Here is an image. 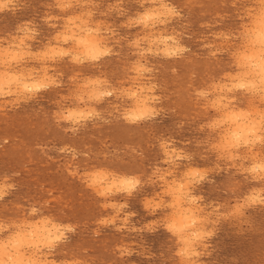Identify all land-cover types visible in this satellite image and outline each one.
<instances>
[{"label": "rangeland", "instance_id": "obj_1", "mask_svg": "<svg viewBox=\"0 0 264 264\" xmlns=\"http://www.w3.org/2000/svg\"><path fill=\"white\" fill-rule=\"evenodd\" d=\"M55 1L17 0V4L14 10H5L4 12L0 13V54L2 53L1 51H3V49H6V47H11V51H16V53L18 51L21 52L23 48L25 49H23V52L25 51L30 54L32 52V55H29V58L31 59H29L28 55H26L25 57H23V59L15 60L16 62L11 59V56L6 57L4 55L2 59L0 57V62L2 61L0 63V79L2 80L3 78V80L0 82V92L7 91L11 93L12 91V93L7 97L0 95V186H2L3 184H5V186L3 185V187H7L8 184H12L14 186L9 190L8 195L4 197L3 200H0V219L2 220H0V224H39L41 220L48 219L51 221V225L49 224L47 225V227H51L52 225H56L59 227L74 226L75 232L68 233V239L60 244L55 250H53V254L50 258L55 259L58 262H71L75 259L83 261L84 264H184L183 258L176 255L178 248V238L171 232L167 231L165 227V224L169 222L167 220V217L173 214V210L163 209L159 210L158 212L151 213V211H145L144 208V203L147 199L157 198V200L155 199L157 202H159L160 199H164L165 202L167 201L166 203L172 202V196H164V192L166 191V185L164 181H160L156 176L153 175L157 168H159L161 172L172 173L173 176H171L174 178H172L171 176H169L170 178L168 176L166 177L169 185L172 184L173 181L177 183L183 182L184 174L189 170V167L195 168L197 170H209V174L206 180L202 181L200 184H196L197 186L192 185V188L190 187L188 189L191 196L198 198L201 196L200 198H202L197 200V204L199 208L201 207L204 211L203 213L197 214L198 216L194 215V219H196V217L197 219H201L203 218V215L206 216L209 212H212L216 208L220 209V214L227 215V213L231 211V209L232 211H234L233 209H235V207L239 203L243 202L244 198L249 194V192L256 188L264 186V181H260L258 179L253 180L252 176L248 172L242 170L248 167L251 168L253 164V166L256 165V169L257 166L261 165V167L258 168L259 170L257 169V173L261 171L260 168L264 167V146L256 144L252 145V147L242 146L241 148L237 149L228 148V150L224 149L213 152V150L211 149V145L215 144L216 142H220L221 137L225 135V130L227 129L229 123L221 125V130L217 129L216 132H212L208 129H204V132L201 131L202 125L213 122L214 119H224L223 110L225 108L223 109V105L227 104L231 99L232 103L229 105L226 111H248L253 107H261L257 98L249 96L250 94L242 90L228 92L226 88L221 90L220 88L214 87L217 85L230 86L233 81L231 82V80H228V78L240 74V69L237 67L233 59V52L235 51L234 48H237L239 44V41L235 40L234 36H236V34L239 32L241 24L245 22L247 12L252 9L253 6H255V0H165V3H167L170 7L176 8V10L181 13V17L179 16L173 18L169 23L163 26L155 24L151 20L146 21L144 24H141V26L132 24L129 27L128 25H130L131 21H135V19L139 20L141 16L146 15V12H152V10L154 11V9L159 7V5H151V0H143V2L142 0H129L130 2L128 0H79L78 4H74V6H72L71 8L61 10V8H58ZM238 1H240L241 3ZM86 10L93 13L90 20L87 19L86 16H84L85 12L87 13ZM71 13L74 15H72ZM74 16L83 17L86 21H88L87 27H91L93 31L95 30V26L98 24L106 26L104 28H101V33H108L109 31H111L114 34L110 41V46L114 49L113 54L110 57L108 56L99 62H86L80 65L70 62V58L62 59L60 57H57L56 59V57H54V59H51L53 61L49 59L47 60L46 58L42 60H34L33 54L36 56L38 53L47 52L50 47H62L66 51L76 47L74 41L73 43L72 41L64 43L63 41H55L54 38V36L56 37L57 35H59L61 31H65L64 27L68 17L70 19H73L72 17ZM105 16L109 18L105 19ZM62 18L64 19V21L62 20ZM46 19H48V22ZM105 21L107 24L105 23ZM77 23L79 24V21ZM150 26L153 27L151 28ZM22 28L25 30L21 31ZM78 28H75V31L77 30L76 32H78L79 34H83L80 33V28ZM168 34L171 36H176L178 38L181 37V43L188 49H190V51L183 54L182 56L174 58H168L162 54L157 55L156 53L161 52V50L163 52L165 46L159 43H156L157 45L153 44V41L155 40V38V41L167 40L169 36ZM150 37L152 40L149 39ZM229 37H231V39H229ZM21 40L23 42H21L20 45H17V42ZM136 40H143V45L141 44L139 50L137 48L130 47V45ZM37 45L40 46V48H38ZM125 45L127 46L125 47ZM170 45L171 44H167L169 48L172 47ZM18 46L22 48H18ZM47 46L50 47L48 48ZM13 48H15L16 50H14ZM149 48L151 50H149ZM145 49H147V53L145 52ZM209 51L212 52L210 53ZM215 51L217 54L215 53ZM141 52L144 53L143 56H141ZM2 55L3 54H1L0 56ZM122 56H124V58ZM5 59H9V61H7L8 64L6 63ZM137 62L143 64L145 63L147 66L153 68V73L151 74L152 82L158 85L157 94L159 93L158 95L162 97V101L159 105H157V108L160 110V116H157L156 118L149 121L146 120L135 123L134 125L133 123H129L125 119H123L124 115L122 114H126L133 109V101H131L132 97L126 95L125 91H135L138 89L137 87L143 86V78L137 76L138 74L133 70ZM2 66L4 67V69ZM6 69H8L7 71H9V69L20 70L23 71V73L26 72L25 75L31 73L33 77L30 75V78L26 77L27 79L23 81L18 80L16 82L13 81L12 83H10L9 80L5 81V77L2 76L5 73ZM44 69H47V72H45ZM35 70L37 71V73ZM43 71L45 72L44 74ZM74 73H77V75H75ZM134 75H136V79L134 78ZM45 76H47V78ZM84 76L85 78H83ZM48 77L53 80H57V83H49V87L47 89H39L38 91L34 89L36 92L33 90L31 92L32 94L29 91H27L28 93H26L25 89H23V87L25 88V84L27 85L31 83L29 85L32 86V84L34 85V83L37 82L38 84L50 82ZM107 77H109V79H107ZM87 79H90L88 80L89 82L101 79L106 81V85L101 84L100 86L96 85L97 87H95L100 88L101 90L107 89V91H113L115 95L109 96L107 98L105 97L102 101L99 102L89 99L91 95L90 91L92 92L93 88H88L87 86L85 87V85H89ZM163 80H166V82H164ZM31 81L35 82L32 83ZM77 81L79 82L77 83ZM115 81L117 83H115ZM132 81L134 83H132ZM83 82L85 85L83 84ZM124 82L127 83L125 84ZM163 82L165 83L164 85ZM3 83L6 86L2 85L3 87L1 89V84ZM14 84H16V87ZM76 84L79 85L77 86ZM9 85L10 87H7ZM17 85L20 86V88ZM17 89L20 93L17 92ZM26 89L28 90V88ZM13 90H15L16 93ZM198 90H210L209 97L206 100L198 99L195 95L196 91ZM21 92H23L24 94ZM219 92L221 94H219ZM14 93L16 96H14ZM83 93L85 95H83ZM217 100H222L223 102L221 101V105L218 107H212L214 102H216ZM4 104L6 106H4ZM208 104H210V106ZM8 108H10V110ZM83 108L84 110H82ZM93 108L101 113V117L103 119L93 118L87 122H83L80 126H78V129L80 130L73 131L72 128L75 127L73 124H71L70 122L68 123L67 121L60 120L59 122V120H57L58 113L66 114V111L87 112V110ZM210 108L213 110H211ZM200 109L202 111H200ZM200 114L204 115L201 116ZM194 116H196V118ZM208 117L209 119H207ZM158 121H160L161 123ZM197 128L199 129L198 131L196 130ZM184 137L187 138L184 139ZM205 141H207L206 144ZM162 142H167L169 144V148L172 149H169V152L178 151L185 154L187 153V155L192 156V159L190 161H182L178 159L176 160V164L166 163L168 157L165 153ZM221 151H223L225 156L231 154L233 156H236L238 159H221ZM115 156L117 158H115ZM63 164L65 166H63ZM235 170L236 172H234ZM94 171L110 172L112 173V177L116 178L117 180L125 178H139L141 180V184L133 192L132 197H129L125 193H120L117 195H111L105 199L97 194V189L99 186L90 187L89 183H91V177L94 176L91 174H95ZM86 174L90 176L86 177ZM112 177H110V180L112 179ZM150 180L155 182L153 183ZM224 181L227 184H225ZM160 192L162 193L160 194ZM112 203H127L128 207L117 214L116 209L105 207V205H109ZM33 207L37 209L35 215H33L31 212ZM124 218H127V220L129 219L127 224H125ZM211 218L215 219V217ZM101 219H112L113 223L109 225L107 224L109 226L108 227L107 225L99 223ZM149 224L155 225V228L152 231L146 230V225ZM263 225L264 206L250 207L245 210L242 216H233V218L231 217L223 221L221 220L220 223L215 226V237L213 236L211 239L205 241L207 245H210L206 249H199L200 251H205L207 254L204 255L205 257H200L202 264H264ZM208 227L211 228L213 226L209 225ZM186 231H191V229H186ZM131 241L132 244H130ZM126 252H131L132 254L126 255ZM139 254L142 256H140Z\"/></svg>", "mask_w": 264, "mask_h": 264}, {"label": "clouds", "instance_id": "obj_2", "mask_svg": "<svg viewBox=\"0 0 264 264\" xmlns=\"http://www.w3.org/2000/svg\"><path fill=\"white\" fill-rule=\"evenodd\" d=\"M79 0H56L57 6L61 10L71 8ZM154 5H159L155 9V14L149 13L142 16L139 20L132 21V24L141 25L148 20H152L155 24L166 25L173 18L179 17L180 13L174 7H170L165 0H151ZM17 0H0V13L5 10L14 9ZM92 12L85 13V16L90 20ZM79 21V24L77 23ZM80 28V33H87L84 38L77 39L79 35L75 28ZM104 25H96L95 31L87 27V21L83 17H75L69 19L65 25V31L61 32L55 37L57 41L68 43L74 41L77 47L68 51L63 48H49L47 52H41L34 56V59H52L54 57L70 58L72 63L83 64L86 62H99L102 59L113 54V48L110 46V41L114 35L111 31L108 33H101V28ZM25 29H21L24 31ZM231 39V37H229ZM235 40L239 41L238 47L233 52V59L240 69V74L231 76L228 79L233 81L231 85L214 86L221 90L227 89L228 92L235 90H242L251 96L258 99L259 104L264 106V0H255V6L250 9L246 14L245 22L240 26L239 32L235 36ZM118 42V41H117ZM143 41L136 40L130 47L139 49ZM159 43L161 45L171 44V48H167L162 53L158 52L157 55H164L165 57H179L190 51L184 46L180 39L176 36L169 35L167 40L153 41V44ZM144 55L143 52L140 53ZM11 56L13 60L23 59L26 55H31L27 52L9 53L5 50V56ZM7 63V61H6ZM139 77L143 78V86L139 87L136 91L128 90L126 93L131 97L142 96L139 99L138 105L135 110L129 111L124 114L123 119L129 123H139L146 120H151L160 115V110L157 108L162 101V97L157 94L158 85L152 82L151 74L153 68L146 64L137 62L133 69ZM47 72V69H45ZM52 84L57 81L48 78ZM107 84L106 81H90L87 87H92L93 91L89 99L94 101H102L105 97L114 95L112 91L101 90L96 88V85ZM29 92L33 89H47L48 83L34 84L31 87L25 85ZM0 95L7 97L9 92H0ZM198 99H207L210 95L209 91L198 90L195 93ZM232 101L224 104V108H228ZM221 101L217 100L212 107H218ZM58 118L63 121L70 122L75 127L73 131L78 130L83 122H87L93 118H102L101 113L94 108L87 110V112L70 111L66 114L58 113ZM238 122V123H237ZM233 123L236 124V130L229 135L221 137L219 143L211 145L213 151L224 150L228 148L237 149L242 146H252L259 144L264 146V107L251 108L248 111H229L224 119H217L213 122L201 126V131L204 129L216 132L223 124ZM182 126V125H181ZM169 144L163 142V148L168 156L166 163L175 164L176 160L192 159V156L183 152L171 151L169 152ZM236 160V156L231 154L225 156L221 151V159ZM244 171L248 172L253 179L264 181V167L257 173L255 166L246 168ZM209 170H197L189 168L184 174L183 182L177 183L173 181L168 184L166 177L171 176V172H161L159 168L153 173L160 181H164L166 191L164 196H172V202L166 203L164 199L157 202L155 199H148L144 203L146 211L153 213L163 210L171 209L173 214L167 217L165 224L166 230L171 232L178 238L177 252L178 257L183 258L184 264H202L200 257L206 254L205 251H200V248L206 249L208 245L205 241L211 239L215 235V225L219 224L221 220L229 219L233 216H242L250 207L264 206V186L252 190L243 200L239 203L234 211H229L227 215L220 214V209L216 208L209 212L202 219H193L194 215L203 213V209L199 208L197 204L198 197L191 196L188 189L192 185L200 184L208 177ZM112 173L106 171H99L91 177L90 187L99 186L97 191L98 195L102 198H107L114 194L125 193L129 197L141 184L139 178L135 179H120L112 178ZM153 183L155 181H152ZM13 185L7 187L0 186V200H3ZM183 205V207H182ZM117 210V214L128 207L127 203L116 204L112 203L105 205ZM37 209L31 210L32 214H36ZM215 217V219H211ZM187 221L185 223L184 221ZM101 224H112V220H101ZM128 223L127 218L125 224ZM50 220H41L39 224H20V225H5L0 224V264H84L81 260H73L71 262L64 261L58 262L51 259L53 250L60 244L68 239L67 234L75 232L73 226L59 227L52 225ZM195 225V227H194ZM213 227L209 228L208 226ZM155 225H147V229L152 231ZM191 229V231H186ZM126 255H131V252H126Z\"/></svg>", "mask_w": 264, "mask_h": 264}, {"label": "bare ground", "instance_id": "obj_3", "mask_svg": "<svg viewBox=\"0 0 264 264\" xmlns=\"http://www.w3.org/2000/svg\"><path fill=\"white\" fill-rule=\"evenodd\" d=\"M20 1V0H19ZM55 1V0H54ZM86 1V0H85ZM90 1V0H89ZM95 1V0H94ZM129 1V0H128ZM141 1V0H140ZM145 1V0H144ZM243 1V0H242ZM26 2V1H25ZM56 2V1H55ZM83 2V1H82ZM81 2V3H82ZM130 2V1H129ZM136 2V1H135ZM134 2V3H135ZM139 2V1H138ZM142 2H143V0H142ZM238 2H240V1H238ZM254 2V1H253ZM92 3V2H91ZM104 3V2H103ZM102 3V4H103ZM124 3V2H123ZM234 3V2H233ZM241 3V2H240ZM42 4H44V3H42ZM48 4V3H47ZM52 4V3H51ZM78 4V3H77ZM109 4V3H108ZM115 4V3H114ZM127 4V3H126ZM147 4V3H146ZM255 4V3H254ZM76 5V4H75ZM80 5V4H79ZM89 5V4H88ZM151 5H152V3H151ZM150 5V6H151ZM232 5V4H231ZM246 5V4H245ZM20 6V5H19ZM27 6V5H26ZM30 6V5H29ZM50 6V5H49ZM74 6V5H73ZM81 6H82V4H81ZM96 6V5H95ZM102 6V5H101ZM120 6V5H119ZM252 6V5H251ZM109 7V6H108ZM121 7V6H120ZM157 7V6H156ZM254 7V6H253ZM59 8V7H58ZM81 8V7H80ZM84 8H86V7H84ZM91 8V7H90ZM98 8V7H97ZM96 8V9H97ZM112 8V7H111ZM252 8V7H251ZM22 9V8H21ZM60 9V8H59ZM58 9V10H59ZM94 9V8H93ZM100 9V8H99ZM110 9V8H109ZM116 9V8H115ZM121 9V8H120ZM147 9V8H146ZM249 9V8H248ZM247 9V10H248ZM14 10V9H13ZM90 10V9H89ZM112 10V9H111ZM48 11V10H47ZM87 11V10H86ZM108 11V10H107ZM118 11V10H117ZM127 11V10H126ZM88 12V11H87ZM106 12V11H105ZM130 12V11H129ZM136 12H138V11H136ZM16 13V12H15ZM48 13V12H47ZM52 13V12H51ZM75 13V12H74ZM86 13V12H85ZM100 13V12H99ZM107 13V12H106ZM110 13V12H109ZM113 13V12H112ZM149 13H153V14H155V9H154V11L152 10V12H146L145 14L146 15H148ZM180 13V12H179ZM49 14V13H48ZM69 14V13H68ZM72 14V13H71ZM80 14V13H79ZM79 14H77V15H79ZM97 14V13H96ZM114 14V13H113ZM117 14V13H116ZM120 14V13H119ZM181 14V13H180ZM202 14H204V13H202ZM246 14V13H245ZM36 15V14H35ZM67 15V14H66ZM72 15H74V14H72ZM104 15V14H103ZM126 15V14H125ZM128 15V14H127ZM141 15V14H140ZM146 15H144V16H146ZM48 16V15H47ZM85 16V15H84ZM111 16V15H110ZM139 16V15H138ZM137 16V17H138ZM51 17V16H50ZM75 17V16H74ZM74 17H72V18H74ZM98 17V16H97ZM104 17V16H103ZM106 17V16H105ZM142 17V16H141ZM181 17V16H180ZM183 17V16H182ZM219 17H221V16H219ZM245 17V16H244ZM107 18H109V17H106L105 19H107ZM136 18V17H135ZM49 19V18H48ZM48 19H46L47 20V22H48ZM70 18L68 17V19H67V21L69 20ZM88 19V18H87ZM115 19V18H114ZM126 19H128V18H126ZM130 19V18H129ZM224 19V18H223ZM61 20V19H60ZM62 20L64 21V19L62 18ZM136 20V19H135ZM242 20V19H241ZM244 20V19H243ZM96 21V20H95ZM148 21H151V20H148ZM66 22V21H65ZM88 22V21H87ZM91 22V21H90ZM98 22V21H97ZM100 22V21H99ZM111 22V21H110ZM109 22V23H110ZM129 22V21H128ZM132 22V21H131ZM217 22V21H216ZM50 23V22H49ZM102 23V22H101ZM105 23H106V21H105ZM120 23H122V22H120ZM148 23V22H147ZM56 24V23H55ZM57 24H58V22H57ZM90 24V23H89ZM93 24V23H92ZM107 24V23H106ZM116 24V23H115ZM128 24V23H127ZM131 24V23H130ZM150 24V23H149ZM153 24V23H152ZM207 24H209V23H207ZM219 24V23H218ZM27 25H28V23H27ZM32 25V24H31ZM66 25V24H65ZM146 25V24H145ZM185 25V24H184ZM188 25V24H187ZM38 26V25H37ZM52 26V25H51ZM94 26V25H93ZM141 26V25H140ZM147 26V25H146ZM155 26V25H154ZM163 26V25H162ZM203 26H204V24H203ZM49 27V26H48ZM54 27V26H53ZM58 27V26H57ZM128 27H129V25H128ZM148 27V26H147ZM151 27V26H150ZM153 27V26H152ZM151 27V28H152ZM165 27V26H164ZM20 28V27H19ZM26 28V27H25ZM51 28V27H50ZM65 28V27H64ZM76 28H78V27H76ZM91 28V27H90ZM104 28V27H103ZM121 28V27H120ZM126 28V27H125ZM27 29V28H26ZM79 29V28H78ZM92 29V28H91ZM95 29V28H94ZM113 29V28H112ZM167 29V28H166ZM30 30V29H29ZM28 30V31H29ZM62 30V29H61ZM118 30V29H117ZM130 30V29H129ZM159 30H161V29H159ZM159 30H157V31H159ZM19 31V30H18ZM77 31V30H76ZM79 31V30H78ZM95 31V30H94ZM105 31V30H104ZM30 32V31H29ZM54 32V31H53ZM60 32V31H59ZM61 32H63V31H61ZM119 32V31H118ZM140 32V31H139ZM143 32V31H142ZM141 32V33H142ZM150 32V31H149ZM148 32V33H149ZM174 32V31H173ZM172 32V33H173ZM221 32V31H220ZM238 32V31H237ZM17 33V32H16ZM50 33V32H49ZM138 33V32H137ZM147 33V32H146ZM155 33H157V32H155ZM214 33V32H213ZM228 33H230V32H228ZM18 34V33H17ZM24 34V33H23ZM29 34V33H28ZM32 34V33H31ZM57 34V33H56ZM140 34V33H139ZM150 34V33H149ZM148 34V35H149ZM174 34V33H173ZM178 34V33H177ZM215 34V33H214ZM220 34V33H219ZM121 35V34H120ZM135 35V34H134ZM151 35V34H150ZM149 35V36H150ZM160 35V34H159ZM169 35V34H168ZM176 35V34H175ZM235 35V34H234ZM87 36V33L85 32V33H83V34H79L78 36H77V39H80V38H84V37H86ZM145 36V35H144ZM189 36V35H188ZM202 36V35H201ZM207 36V35H206ZM225 36V35H224ZM19 37V36H18ZM30 37H31V35H30ZM116 37V36H115ZM140 37V36H139ZM148 37V36H147ZM160 37V36H159ZM162 37V36H161ZM166 37V36H165ZM192 37V36H191ZM215 37V36H214ZM27 38V37H26ZM33 38V37H32ZM54 38H55V36H54ZM126 38V37H125ZM142 38H144V37H142ZM181 38V37H180ZM179 38V39H180ZM220 38H222V37H220ZM224 38V37H223ZM228 38V37H227ZM234 38H235V36H234ZM30 39V38H29ZM129 39V38H128ZM136 39V38H135ZM148 39V38H147ZM149 39H151V37L149 38ZM160 39V38H159ZM162 39V38H161ZM166 39V38H165ZM226 39V38H225ZM5 40V39H4ZM9 40V39H8ZM11 40V39H10ZM14 40V39H13ZM28 40V39H27ZM26 40V41H27ZM118 40V39H117ZM121 40V39H120ZM130 40V39H129ZM152 40V39H151ZM155 40H156V38H155ZM154 40V41H155ZM224 40V39H223ZM234 40V39H233ZM55 41H57V40H55ZM128 41V40H127ZM131 41V40H130ZM143 41V40H142ZM159 41V40H158ZM203 41V40H202ZM213 41V40H212ZM230 41V40H229ZM17 42V41H16ZM15 42V43H16ZM21 42H23L22 40L21 41H19V42H17V45H20L21 44ZM33 42V41H32ZM53 42V41H52ZM61 42V41H60ZM71 42V41H70ZM114 42V41H113ZM112 42V43H113ZM221 42V41H220ZM232 42V41H231ZM5 43V42H4ZM6 43H7V41H6ZM41 43V42H40ZM55 43V42H54ZM63 43V42H62ZM72 43H73V41H72ZM236 43V42H235ZM48 44V43H47ZM58 44V43H57ZM118 44V43H117ZM146 44V43H145ZM148 44H149V42H148ZM150 44H152V43H150ZM222 44V43H221ZM237 44H238V42H237ZM8 45V44H7ZM11 45V44H10ZM16 45V44H15ZM23 45H24V43H23ZM29 45V44H28ZM31 45V44H30ZM44 45V44H43ZM46 45V44H45ZM76 45V44H75ZM143 45V44H142ZM157 45V44H156ZM205 45V44H204ZM223 45V44H222ZM226 45V44H225ZM13 46V45H12ZM38 46V45H37ZM74 46V45H73ZM118 46V45H117ZM116 46V47H117ZM127 45H125V47H126ZM160 46V45H159ZM165 46V49L164 50H166L167 48H169L167 45H164ZM170 46H172V45H170ZM206 46V45H205ZM212 46V45H211ZM6 47V46H5ZM32 47V46H31ZM48 48L50 47V46H47ZM53 47H54V45H53ZM56 48H58L57 46H55ZM54 47V48H55ZM77 47V46H76ZM151 47H153V46H151ZM163 47V46H162ZM216 47H218V46H216ZM237 47V46H236ZM11 47H6V49H3V51H1L2 53L1 54H3L2 56H0L1 57V59H2V57L5 55V50L7 51V52H9V53H16V51L15 52H13V51H11V49H10ZM18 48H22V47H20V46H18ZM29 48V47H28ZM38 48H40V46H38ZM62 48V47H61ZM71 48V47H70ZM146 48V47H145ZM155 48H156V46H155ZM164 48V47H163ZM202 48V47H201ZM214 48V47H213ZM218 48H220V47H218ZM231 48H233V47H231ZM14 50H16L15 48H13ZM24 49V48H23ZM23 49H22V51H23ZM45 49V48H44ZM132 49V48H131ZM211 49V48H210ZM215 49V48H214ZM222 49V48H221ZM228 49V48H227ZM234 49H236V48H234ZM2 50V49H1ZM25 50V49H24ZM29 50V49H28ZM31 50V49H30ZM114 50V49H113ZM116 50V49H115ZM137 50V49H136ZM139 50V49H138ZM146 50L147 49H145V52H146ZM149 50H151L150 48H149ZM159 50V49H158ZM163 50V51H164ZM17 51H18V49H17ZM68 51V50H67ZM119 51V50H118ZM218 51V50H217ZM221 51V50H220ZM19 52V51H18ZM17 52V53H18ZM25 52V51H24ZM30 52V51H29ZM138 52V51H137ZM144 52V51H143ZM161 52H162V50H161ZM210 52V51H209ZM212 52V51H211ZM210 52V53H211ZM147 53V52H146ZM148 53H150V52H148ZM192 53V52H191ZM194 53V52H193ZM215 53H216V51H215ZM0 54V55H1ZM39 54V53H38ZM124 54V53H123ZM137 54V53H136ZM152 54V53H151ZM202 54V53H201ZM217 54V53H216ZM222 54V53H221ZM220 54V55H221ZM224 54V53H223ZM31 55H32V52H31ZM115 55V54H114ZM33 56H35L34 54H33ZM136 56V55H135ZM140 56V55H139ZM154 56V55H153ZM214 56V55H213ZM7 57V56H6ZM8 57H10V55L8 56ZM25 57V56H24ZM110 57V56H109ZM123 58H124V56H122ZM128 57V56H127ZM130 57V56H129ZM141 57V56H140ZM163 57V56H162ZM28 58H29V55H28ZM150 58V57H149ZM158 58V57H157ZM160 58V57H159ZM164 58V57H163ZM172 58H174V57H172ZM204 58V57H203ZM216 58V57H215ZM217 58H218V56H217ZM223 58V57H222ZM0 59V60H1ZM29 59H31V58H29ZM47 59V58H46ZM54 59V58H53ZM56 59H57V57H56ZM63 59V58H62ZM136 59H138V58H136ZM143 59H145V58H143ZM154 59V58H153ZM165 59V58H164ZM35 60V59H34ZM42 60V59H41ZM48 60V59H47ZM49 60H51V59H49ZM148 60V59H147ZM5 61H9V59L8 60H6L5 59ZM14 62H16L15 60H13ZM12 61V62H13ZM40 61V60H39ZM38 61V62H39ZM51 61H53V60H51ZM66 61V60H65ZM68 61H69V59H68ZM144 61V60H143ZM190 61V60H189ZM2 62V61H1ZM0 62V63H1ZM23 62V61H22ZM71 62V61H70ZM111 62V61H110ZM133 62V61H132ZM135 62V61H134ZM154 62V61H153ZM209 62V61H208ZM57 63V62H56ZM88 63V62H87ZM129 63V62H128ZM193 63V62H192ZM4 64V63H3ZM8 64V63H7ZM10 64H11V62H10ZM19 64V63H18ZM17 64V65H18ZM25 64H26V62H25ZM131 64V63H130ZM145 64V63H144ZM155 64V63H154ZM218 64V63H217ZM230 64V63H229ZM1 65V64H0ZM80 65V64H79ZM97 65H99V64H97ZM15 66V65H14ZM21 66H24V65H21ZM32 66V65H31ZM45 66V65H44ZM101 66V65H100ZM116 66V65H115ZM3 67V66H2ZM1 67V68H2ZM11 67V66H10ZM9 67V68H10ZM13 67V66H12ZM16 67V66H15ZM19 67V66H18ZM17 67V68H18ZM135 67V66H134ZM159 67V66H158ZM233 67V66H232ZM16 68V69H17ZM28 68V67H27ZM42 68V67H41ZM81 68V67H80ZM118 68V67H117ZM176 68V67H175ZM3 69H4V67H3ZM14 69V68H13ZM39 69V68H38ZM83 69V68H82ZM90 69V68H89ZM92 69V68H91ZM94 69V68H93ZM100 69V68H99ZM124 69V68H123ZM221 69V68H220ZM8 69H6L5 70V73L2 75L3 77H5V81H7V80H9L10 81V83H12L13 81H23V80H25V79H27L26 77H29L30 75H31V73H29V74H27V75H25V73H23V71H20V70H11V69H9V71H7ZM45 70V69H44ZM97 70V69H96ZM132 70V69H131ZM7 71V72H6ZM36 71V70H35ZM34 71V72H35ZM40 71H42V70H40ZM61 71V70H60ZM102 71V70H101ZM1 72V71H0ZM4 72V71H3ZM94 72V71H93ZM105 72H106V70H105ZM118 72V71H117ZM135 72V71H134ZM173 72V71H172ZM240 72V71H239ZM28 73V72H27ZM36 73H37V71H36ZM45 72L43 71V74H44ZM112 73V72H111ZM136 73V72H135ZM134 73V74H135ZM211 73V72H210ZM231 73V72H230ZM235 73V72H234ZM75 74V73H74ZM80 74V73H79ZM192 74V73H191ZM232 74V73H231ZM38 75V74H37ZM42 75V74H41ZM48 75H49V73H48ZM57 75V74H56ZM75 75H77V73L75 74ZM74 75V76H75ZM92 75V74H91ZM102 75V74H101ZM104 75V74H103ZM106 75V74H105ZM109 75V74H108ZM129 75V74H128ZM234 75V74H233ZM0 76H1V74H0ZM32 76V75H31ZM30 76V77H31ZM40 76V75H39ZM73 76V77H74ZM93 76H95V75H93ZM97 76V75H96ZM135 77V79H136V75H134ZM138 76V75H137ZM214 76V75H213ZM220 76V75H219ZM236 76V75H235ZM29 77V78H30ZM33 77V76H32ZM42 77V76H41ZM46 78H47V76H45ZM51 77H52V75H51ZM55 77V76H54ZM62 77V76H61ZM98 77H99V75H98ZM101 77V76H100ZM113 77V76H112ZM133 77V76H132ZM178 77V76H177ZM195 77V76H194ZM49 78V77H48ZM64 78V77H63ZM79 78V77H78ZM81 78V77H80ZM83 78H85V76L83 77ZM88 78V77H87ZM111 78V77H110ZM120 78V77H119ZM201 78V77H200ZM207 78V77H206ZM40 79V78H39ZM56 79V78H55ZM98 79V78H97ZM107 79H109V77H107ZM130 79V78H129ZM133 79V78H132ZM159 79V78H158ZM191 79V78H190ZM222 79V78H221ZM2 80H3V78H2ZM1 79H0V82L2 81ZM12 80V81H11ZM88 80H90V79H87V81ZM156 80V79H155ZM217 80V79H216ZM229 80V79H228ZM8 81V82H9ZM38 81H41V80H38ZM57 81V80H56ZM69 81V80H68ZM72 81V80H71ZM100 81H104V80H100ZM117 81V80H116ZM115 81V83H117ZM157 81V80H156ZM164 81V80H163ZM205 81V80H204ZM223 81V80H222ZM4 82V81H3ZM25 82V81H24ZM28 82V81H27ZM32 82V81H31ZM35 82V81H34ZM34 82H32V83H34ZM44 82V81H43ZM79 81H77V83H78ZM85 82V81H84ZM84 82H83V84H84ZM89 82V81H88ZM142 82V81H141ZM164 82H166V80L164 81ZM163 82V85L165 84ZM208 82V81H207ZM232 82V81H231ZM5 83H7V82H5ZM18 83H23V82H18ZM18 83H16V84H18ZM26 83V82H25ZM48 84L49 83H51V82H47ZM63 83V82H62ZM65 83V82H64ZM68 83V82H67ZM125 83V82H124ZM127 83V82H126ZM125 83V84H126ZM132 83H134L133 81H132ZM137 83V82H136ZM158 83V82H157ZM16 84H14L15 85V87H16ZM29 84H31V83H29ZM29 84H27L28 86H30ZM34 84H37L38 85V82L37 83H34ZM40 84V83H39ZM60 84V83H59ZM58 84V85H59ZM120 84V83H119ZM131 84V83H130ZM222 84H223V82H222ZM221 84V85H222ZM5 85L4 83L3 84H1V89H2V87ZM23 85V84H22ZM26 85V84H25ZM24 85V86H25ZM33 85V84H32ZM52 85V84H51ZM70 85H71V83H70ZM69 85V86H70ZM77 85V84H76ZM79 85V84H78ZM77 85V86H78ZM85 85V84H84ZM88 85V84H87ZM87 85H85V87L87 86ZM106 85V84H105ZM129 85V84H128ZM174 85V84H173ZM205 85V84H204ZM6 86V85H5ZM18 86V85H17ZM60 86V85H59ZM97 86H100V85H97ZM96 86V87H97ZM114 86V85H113ZM116 86V85H115ZM166 86H168V85H166ZM200 86V85H199ZM7 87H10V85L9 86H7ZM6 87V88H7ZM14 87V86H13ZM19 88H20V86H18ZM31 87V86H30ZM71 87V86H70ZM81 87V86H80ZM84 87V88H85ZM124 87V86H123ZM163 87V86H162ZM5 88V87H4ZM27 87H23V89H25V91H26V93H28L27 91V89H26ZM56 88V87H55ZM77 88V87H76ZM89 88V87H88ZM111 88V87H110ZM128 88H130V87H128ZM137 88H139V87H137ZM202 88V87H201ZM9 89V88H8ZM63 89V88H62ZM86 89V88H85ZM103 89V88H102ZM166 89V88H165ZM182 89H184V88H182ZM194 89V88H193ZM205 89V88H204ZM212 89V88H211ZM7 90V89H6ZM16 90V89H15ZM15 90H13V91H15ZM34 90V89H33ZM37 90V89H36ZM68 90V89H67ZM77 90V89H76ZM80 90V89H79ZM88 90V89H87ZM91 90V89H90ZM104 90V89H103ZM107 90V89H106ZM112 90V89H111ZM163 90V89H162ZM3 91V90H2ZM20 91H24V90H20ZM35 91V90H34ZM38 91V90H37ZM44 91V90H43ZM69 91V90H68ZM75 91V90H74ZM93 91V90H92ZM136 91V90H135ZM165 91V90H164ZM170 91V90H169ZM179 91V90H178ZM210 91V90H209ZM215 91H216V89H215ZM17 92H18V89H17ZM36 92V91H35ZM85 92V91H84ZM113 92V91H112ZM161 92V91H160ZM11 93H12V91H11ZM10 93V94H11ZM15 93H16V91H15ZM15 93H14V96H16L15 95ZM18 93H20V92H18ZM17 93V94H18ZM21 93H23V92H21ZM31 93V92H30ZM90 93H91V91H90ZM120 93V92H119ZM123 93V92H122ZM121 93V94H122ZM125 93H127L126 91H125ZM168 93V92H167ZM226 93V92H225ZM24 94V93H23ZM32 94V93H31ZM74 94V93H73ZM76 94V93H75ZM89 94V93H88ZM159 94V93H158ZM219 94H221L220 92H219ZM240 94H241V92H240ZM27 95V94H26ZM71 95V94H70ZM83 95H85L84 93H83ZM87 95V94H86ZM115 95V94H114ZM118 95V94H117ZM123 95V94H122ZM127 95V94H126ZM169 95V94H168ZM179 95V94H178ZM19 96V95H18ZM17 96V97H18ZM41 96V95H40ZM68 96V95H67ZM129 96V95H128ZM170 96V95H169ZM249 96H251V95H249ZM29 97H30V95H29ZM34 97V96H33ZM77 97H78V95H77ZM82 97V96H81ZM81 97H79V98H81ZM192 97H193V95H192ZM191 97V98H192ZM213 97V96H212ZM219 97V96H218ZM28 98V97H27ZM37 98V97H36ZM62 98V97H61ZM107 98V97H106ZM113 98V97H112ZM126 98V97H125ZM129 98V97H128ZM131 98V97H130ZM143 97L142 96H138V97H132V99H131V101H133V109L132 108H130V109H132V110H135V108L137 107V105H138V101H139V99H142ZM167 98V97H166ZM216 98V97H215ZM223 98V97H222ZM239 98V97H238ZM243 98V97H242ZM20 99V98H19ZM24 99H25V97H24ZM67 99V98H66ZM88 99V98H87ZM218 99V98H217ZM220 99V98H219ZM224 99V98H223ZM222 99V100H223ZM231 99V98H230ZM38 100V99H37ZM75 100V99H74ZM120 100V99H119ZM168 100H169V98H168ZM193 100V99H192ZM196 100V99H195ZM209 100V99H208ZM216 100V99H215ZM221 100V101H222ZM226 100V99H225ZM229 100V99H228ZM232 100V99H231ZM230 100V101H231ZM248 100V99H247ZM5 101V100H4ZM20 101V100H19ZM45 101V100H44ZM57 101H59V100H57ZM65 101V100H64ZM83 101V100H82ZM90 101V100H89ZM92 101V100H91ZM107 101V100H106ZM106 101H105V104H106ZM117 101V100H116ZM227 101V100H226ZM256 101V100H255ZM26 102V101H25ZM62 102V101H61ZM79 102H81V101H79ZM223 102V101H222ZM11 103V102H10ZM27 103H29V102H27ZM75 103V102H74ZM215 103V102H214ZM225 103V102H224ZM235 103V102H234ZM248 103V102H247ZM12 104V103H11ZM17 104H18V102H17ZM88 104V103H87ZM102 104V103H101ZM110 104H112V103H110ZM116 104V103H115ZM126 104V103H125ZM197 104V103H196ZM201 104V103H200ZM203 104H204V102H203ZM213 104V103H212ZM249 104V103H248ZM1 105V104H0ZM20 105V104H19ZM59 105H60V103H59ZM63 105V104H62ZM71 105V104H70ZM127 105V104H126ZM169 105H170V103H169ZM199 105V104H198ZM209 106H210V104H208ZM223 105V104H222ZM247 105V104H246ZM4 106H6L5 104H4ZM13 106V105H12ZM55 106V105H54ZM67 106V105H66ZM74 106V105H73ZM85 106V105H84ZM89 106V105H88ZM92 106H94V105H92ZM115 106V105H114ZM192 106V105H191ZM203 106V105H202ZM242 106V105H241ZM248 106V105H247ZM1 107H3V106H1ZM42 107V106H41ZM131 107V106H130ZM196 107V106H195ZM252 107V106H251ZM262 107V106H261ZM61 108V107H60ZM65 108V107H64ZM75 108V107H74ZM88 108V107H87ZM160 108V107H159ZM171 108V107H170ZM174 108V107H173ZM198 108H199V106H198ZM248 108V107H247ZM254 108V107H253ZM9 110H10V108H8ZM62 109V108H61ZM69 109V108H68ZM107 109V108H106ZM120 109V108H119ZM128 109H129V107H128ZM211 109V108H210ZM223 109H224V107H223ZM239 109V108H238ZM249 109H250V106H249ZM2 110V109H1ZM76 110V109H75ZM82 110H84V108L82 109ZM99 110V109H98ZM131 110V111H132ZM171 110V109H170ZM169 110V111H170ZM196 110V109H195ZM211 110H213V109H211ZM210 110V111H211ZM216 110V109H215ZM227 110V108H225L224 110H223V112H224V118H225V116L228 114V112L229 111H238V110H229V111H226ZM246 110V109H245ZM5 111V110H4ZM60 111V110H59ZM64 111V110H63ZM70 111V110H69ZM102 111V110H101ZM104 111V110H103ZM172 111V110H171ZM200 111H202L201 109H200ZM206 111V110H205ZM244 111V110H243ZM39 112H41V111H39ZM58 112V111H57ZM62 112V111H61ZM66 112H68V111H66ZM79 112V111H78ZM80 112H82V111H80ZM84 112V111H83ZM114 112V111H113ZM116 112V111H115ZM120 112V111H119ZM122 112V111H121ZM125 112V111H124ZM167 112V111H166ZM197 112V111H196ZM198 112H199V110H198ZM219 112V111H218ZM222 112V111H221ZM106 113V112H105ZM194 113V112H193ZM207 113V112H206ZM6 114V113H5ZM4 114V115H5ZM57 114V113H56ZM115 114H117V113H115ZM121 114V113H120ZM164 114V113H163ZM192 114V113H191ZM209 114V113H208ZM220 114V113H219ZM104 115V114H103ZM109 115V114H108ZM122 115H124V114H122ZM195 115H196V113H195ZM201 115V114H200ZM204 115V114H203ZM203 115H201V116H203ZM212 115V114H211ZM216 115V114H215ZM48 116V115H47ZM102 116V115H101ZM105 116V115H104ZM160 116V115H159ZM182 116V115H181ZM184 116V115H183ZM221 116V115H220ZM110 117V116H109ZM119 117V116H118ZM195 118H196V116H194ZM111 118V117H110ZM206 118V117H205ZM101 119H103V118H101ZM100 119V120H101ZM184 119V118H183ZM207 119H209V117L207 118ZM57 120H59V122H60V119H58L57 118ZM91 120V119H90ZM110 120H112V119H110ZM116 120V119H115ZM118 120V119H117ZM121 120V119H120ZM185 120V119H184ZM189 120V119H188ZM195 120H197V119H195ZM201 120H203V119H201ZM206 120V119H205ZM204 120V121H205ZM215 120V119H214ZM63 121V120H62ZM149 121V120H148ZM194 121V120H193ZM212 121V120H211ZM99 122H102V121H99ZM158 122H160V121H158ZM191 122V121H190ZM201 122V121H200ZM206 122V121H205ZM69 123V122H68ZM98 123V122H97ZM153 123H154V121H153ZM161 123V122H160ZM238 123V122H237ZM114 124V123H113ZM127 124V123H126ZM87 125V124H86ZM101 125V124H100ZM99 125V126H100ZM108 125H110V124H108ZM135 125V124H134ZM201 125V124H200ZM45 126V125H44ZM83 126V125H82ZM141 126V125H140ZM226 126V125H225ZM85 127H87V126H85ZM102 127V126H101ZM137 127H139V126H137ZM195 127V126H194ZM222 127H224V126H222ZM33 128V127H32ZM84 128V127H83ZM73 129V128H72ZM94 129V128H93ZM153 129V128H152ZM220 129V128H219ZM78 130H80V129H78ZM148 130V129H147ZM197 131L199 130L198 128L196 129ZM221 130V129H220ZM223 130V129H222ZM236 130V124H233V123H229V125H228V127H227V129L225 130L226 132H225V135H229L231 132H234ZM50 131V130H49ZM66 131V130H65ZM153 131V130H152ZM208 131V130H207ZM219 131V130H218ZM108 132H110V131H108ZM151 132V131H150ZM204 132V131H203ZM66 133V132H65ZM147 133H148V131H147ZM154 133V132H153ZM152 133V134H153ZM209 133V132H208ZM132 134V133H131ZM141 134V133H140ZM139 134V135H140ZM217 134V133H216ZM224 134V133H223ZM102 135V134H101ZM173 135V134H172ZM171 135V136H172ZM210 135V134H209ZM93 136V135H92ZM199 136V135H198ZM204 136H205V134H204ZM215 136V135H214ZM220 136V135H219ZM71 137V136H70ZM95 137V136H94ZM202 137V136H201ZM80 138V137H79ZM149 138V137H148ZM154 138V137H153ZM157 138V137H156ZM164 138H166V137H164ZM171 138V137H170ZM187 138V137H186ZM185 137H184V139H186ZM191 138V137H190ZM205 138V137H204ZM218 138V137H217ZM16 139V138H15ZM109 139V138H108ZM163 139V138H162ZM168 139V138H167ZM103 140V139H102ZM182 140V139H181ZM201 140V139H200ZM206 140H208V139H206ZM49 141H51V140H49ZM148 141V140H147ZM189 141V140H188ZM212 141V140H211ZM210 141V142H211ZM7 142V141H6ZM168 142V141H167ZM183 142V141H182ZM192 142V141H191ZM206 142L207 141H205V144H206ZM106 143V142H105ZM163 143V142H162ZM217 143V142H216ZM90 144V143H89ZM148 144V143H147ZM153 144V143H152ZM183 144V143H182ZM211 144V143H210ZM86 145V144H85ZM140 145V144H139ZM138 145V146H139ZM156 145V144H155ZM173 145H175V144H173ZM177 145V144H176ZM188 145V144H187ZM192 145V144H191ZM199 145H200V143H199ZM172 146V145H171ZM179 146V145H178ZM189 146V145H188ZM197 146H198V144H197ZM202 146H204V145H202ZM208 146V145H207ZM40 147V146H39ZM71 147V146H70ZM110 147H111V145H110ZM135 147V146H134ZM141 147V146H140ZM161 147V146H160ZM252 147V146H251ZM41 148V147H40ZM64 148V147H63ZM150 148V147H149ZM177 148V147H176ZM183 148V147H182ZM199 148H200V146H199ZM39 149V148H38ZM58 149V148H57ZM62 149V148H61ZM170 150H172L171 148H169ZM168 149V150H169ZM202 149V148H201ZM257 149V148H256ZM44 150V149H43ZM49 150H50V148H49ZM116 150V149H115ZM169 150V151H170ZM200 150V149H199ZM226 150H228V149H226ZM260 150V149H259ZM65 151H67V150H65ZM81 151V150H80ZM45 152V151H44ZM60 152V151H59ZM75 152V151H74ZM102 152V151H101ZM120 152V151H119ZM125 152V151H124ZM136 152V151H135ZM187 152V151H186ZM202 152V151H201ZM214 152V151H213ZM99 153V152H98ZM116 153V152H115ZM207 153V152H206ZM209 153V152H208ZM218 153V152H217ZM227 153H229V152H227ZM226 153V154H227ZM254 153H256V152H254ZM68 154V153H67ZM76 154V153H75ZM81 154H82V152H81ZM107 154V153H106ZM119 154V153H118ZM141 154V153H140ZM153 154V153H152ZM187 154V153H186ZM247 154V153H246ZM85 155V154H84ZM87 155V154H86ZM103 155V154H102ZM164 155V154H163ZM207 155H209V154H207ZM217 155V154H216ZM220 155V154H219ZM225 155V154H224ZM73 156V155H72ZM104 156V155H103ZM166 156V155H165ZM218 156V155H217ZM257 156V155H256ZM28 157H29V155H28ZM79 157V156H78ZM101 157V156H100ZM144 157H145V155H144ZM168 157V156H167ZM203 157V156H202ZM221 157V156H220ZM247 157V156H246ZM115 158H117L116 156H115ZM163 158V157H162ZM195 158V157H194ZM243 158H245V157H243ZM262 158V157H261ZM51 159H53V158H51ZM74 159V158H73ZM107 159V158H106ZM125 159V158H124ZM148 159V158H147ZM198 159H199V157H198ZM207 159H208V157H207ZM220 159V158H219ZM250 159V158H249ZM257 159V158H256ZM32 160V159H31ZM101 160V159H100ZM162 160V159H161ZM195 160V159H194ZM218 160V159H217ZM52 161V160H51ZM55 161V160H54ZM164 161V160H163ZM183 161V160H182ZM204 161V160H203ZM208 161V160H207ZM259 161V160H258ZM76 162V161H75ZM192 162V161H191ZM218 162V161H217ZM221 162V161H220ZM230 162V161H229ZM48 163V162H47ZM129 163V162H128ZM157 163H159V162H157ZM252 163H254V162H252ZM264 163V162H263ZM50 164V163H49ZM73 164V163H72ZM71 164V165H72ZM124 164V163H123ZM141 164V163H140ZM156 164V163H155ZM176 164V163H175ZM188 164V163H187ZM191 164V163H190ZM205 164V163H204ZM211 164V163H210ZM209 164V165H210ZM225 164V163H224ZM261 164V163H260ZM260 164H257V165H260ZM46 165V164H45ZM144 165V164H143ZM183 165V164H182ZM221 165V164H220ZM232 165V164H231ZM63 166H65L64 164H63ZM93 166V165H92ZM91 166V167H92ZM172 166V165H171ZM197 166V165H196ZM240 166V165H239ZM254 166H256V165H254ZM263 166H264V164H263ZM77 167V166H76ZM168 167V166H167ZM173 167V166H172ZM183 167V166H182ZM187 167V166H186ZM203 167V166H202ZM251 167V166H250ZM252 167H253V164H252ZM259 167H261V165L260 166H257V169L259 168ZM97 168V167H96ZM164 168V167H163ZM190 168V167H189ZM226 168V167H225ZM228 168V167H227ZM243 168V167H242ZM249 168V167H248ZM69 169V168H68ZM101 169V168H100ZM180 169V168H179ZM181 169H183V168H181ZM239 169V168H238ZM26 170V169H25ZM97 170V169H96ZM110 170V169H109ZM207 170V169H206ZM242 170H244V169H242ZM259 170V169H258ZM260 170H261V168H260ZM115 171V170H114ZM117 171V170H116ZM169 171V170H168ZM176 171V170H175ZM232 171V170H231ZM95 172V171H94ZM153 172V171H152ZM215 172V171H214ZM234 172H236V170L234 171ZM242 172V171H241ZM69 173V172H68ZM87 173V172H86ZM90 173V172H89ZM95 173H97V171L95 172ZM218 173V172H217ZM20 174V173H19ZM213 174V173H212ZM72 175V174H71ZM91 175H95V174H91ZM121 175V174H120ZM143 175V174H142ZM233 175V174H232ZM246 175V174H245ZM88 176H90V175H87L86 174V177H88ZM129 176V175H128ZM134 176V175H133ZM173 176V175H172ZM171 176V177H172ZM120 177V176H119ZM142 177H144V176H142ZM169 177V176H168ZM113 178V177H112ZM153 178V177H152ZM170 178V177H169ZM172 178H174V177H172ZM213 178V177H212ZM215 178V177H214ZM228 178V177H227ZM229 178H230V176H229ZM89 179V178H88ZM126 179V178H125ZM130 179V178H129ZM141 179H143V178H141ZM181 179V178H180ZM6 180V179H5ZM155 180V179H154ZM177 180V179H176ZM254 180V179H253ZM4 181V180H3ZM79 181V180H78ZM151 181V180H150ZM212 181V180H211ZM216 181V180H215ZM230 181V180H229ZM147 182V181H146ZM152 182V181H151ZM231 182V181H230ZM237 182V181H236ZM245 182H246V180H245ZM144 183V182H143ZM182 183V182H181ZM224 183H225V181H224ZM89 184H91V183H89ZM88 184V185H89ZM225 184H227V183H225ZM235 184V183H234ZM236 184H238V183H236ZM257 184V183H256ZM4 186H5V184H3ZM2 185V186H3ZM9 185V184H8ZM12 185V184H11ZM162 185V184H161ZM216 185V184H215ZM195 186H197V185H195ZM201 186V185H200ZM141 187V186H140ZM139 187V188H140ZM153 187V186H152ZM162 187V186H161ZM202 187V186H201ZM206 187V186H205ZM230 187V186H229ZM242 187V186H241ZM192 188V187H191ZM90 189V188H89ZM198 189V188H197ZM212 189V188H211ZM225 190H227V189H225ZM245 190V189H244ZM247 190V189H246ZM140 191V190H139ZM142 191V190H141ZM217 191V190H216ZM232 191V190H231ZM145 192V191H144ZM164 192V191H163ZM228 192V191H227ZM52 193V192H51ZM96 193V192H95ZM154 193H156V192H154ZM162 192H160V194H161ZM204 193V192H203ZM216 193V192H215ZM240 193V192H239ZM250 193V192H249ZM98 194V193H97ZM212 194V193H211ZM223 194V193H222ZM233 194V193H232ZM117 195V194H116ZM148 195V194H147ZM201 195H203V194H201ZM230 195V194H229ZM7 196V195H6ZM5 196V197H6ZM154 196H156V195H154ZM122 197V196H121ZM125 197V196H124ZM123 197V198H124ZM132 197V196H131ZM146 197V196H145ZM153 197V196H152ZM158 197V196H157ZM167 197V196H166ZM201 197V196H200ZM199 197V198H200ZM206 197V196H205ZM214 197V196H213ZM220 197V196H219ZM239 197V196H238ZM60 198H61V196H60ZM122 198V199H123ZM129 198V197H128ZM151 198V197H150ZM225 198V197H224ZM56 199V198H55ZM106 199V198H105ZM147 199V198H146ZM156 200H157V198H155ZM171 199H173V198H171ZM205 199V198H204ZM208 199V198H207ZM52 200V199H51ZM148 200V199H147ZM231 200V199H230ZM235 200V199H234ZM49 201H50V199H49ZM48 201V202H49ZM53 201V200H52ZM56 201V200H55ZM63 201V200H62ZM110 201H112V200H110ZM108 202V201H107ZM127 202V201H126ZM167 202V201H166ZM220 202V201H219ZM213 203V202H212ZM120 204V203H119ZM128 204H129V202H128ZM222 204V203H221ZM105 205V204H104ZM205 205V204H204ZM207 206V205H206ZM218 206V205H217ZM232 206V205H231ZM18 207V206H17ZM182 207H183V205H182ZM214 207V206H213ZM219 207V206H218ZM235 207V206H234ZM19 208V207H18ZM34 208V207H33ZM103 208H104V206H103ZM130 208V207H129ZM201 208V207H200ZM209 208V207H208ZM205 209V208H204ZM165 210V209H164ZM169 210V209H168ZM208 210V209H207ZM227 210V209H226ZM234 210V209H233ZM127 211V210H126ZM146 211V210H145ZM231 211H232V209H231ZM114 212V211H113ZM132 212V211H131ZM148 212V211H147ZM158 212V211H157ZM38 213V212H37ZM125 213V212H124ZM152 213V212H151ZM165 213V212H164ZM167 213V212H166ZM206 213V212H205ZM248 213V212H247ZM121 214V213H120ZM160 214V213H159ZM109 215V214H108ZM149 215V214H148ZM223 215V214H222ZM225 215V214H224ZM126 216V215H125ZM127 216H128V214H127ZM154 216V215H153ZM198 216V215H197ZM202 216V215H201ZM48 217V216H47ZM113 217V216H112ZM166 217V216H165ZM203 217H204V215H203ZM263 217V216H262ZM43 218V217H42ZM105 218V217H104ZM129 218V217H128ZM131 218V217H130ZM161 218V217H160ZM195 218V216H193V219ZM233 218V217H232ZM259 218V217H258ZM23 219H24V217H23ZM27 219V218H26ZM125 219V218H124ZM163 219V218H162ZM196 219H197V217H196ZM202 219V218H201ZM212 219V218H211ZM1 220V219H0ZM21 220V219H20ZM48 220V219H47ZM102 220V219H101ZM112 220V219H111ZM129 220V219H128ZM152 220V219H151ZM156 220V219H155ZM160 220V219H159ZM2 221V220H1ZM16 221V220H15ZM25 221V220H24ZM23 221V222H24ZM40 221V220H39ZM125 221V220H124ZM162 221V220H161ZM223 221V220H222ZM36 222H38V221H36ZM86 222V221H85ZM185 223H187V221L185 220L184 221ZM12 223V222H11ZM17 223V222H16ZM54 223V222H53ZM117 223V222H116ZM133 223H134V221H133ZM151 223V222H150ZM160 223V222H159ZM162 223V222H161ZM18 224V223H17ZM21 224V223H20ZM29 224V223H28ZM37 224V223H36ZM56 224V223H55ZM58 224V223H57ZM70 224V223H69ZM99 224V223H98ZM97 224V225H98ZM15 225V224H14ZM19 225V224H18ZM51 225V224H50ZM61 225V224H60ZM67 225V224H66ZM105 225V224H104ZM109 225V224H108ZM107 225V226H108ZM133 225V224H132ZM163 225V224H162ZM228 225V224H227ZM258 225V224H257ZM260 225V224H259ZM84 226V225H83ZM127 226V225H126ZM134 226V225H133ZM132 226V227H133ZM136 226V225H135ZM142 226V225H141ZM147 226V225H146ZM216 226V225H215ZM256 226V225H255ZM264 226V225H263ZM74 227V226H73ZM99 227V226H98ZM109 227V226H108ZM120 227V226H119ZM124 228V227H123ZM146 228V227H145ZM144 228V229H145ZM224 228V227H223ZM261 228V227H260ZM116 229V228H115ZM139 229V228H138ZM158 229V228H157ZM163 229V228H162ZM225 229V228H224ZM255 229V228H254ZM134 230V229H133ZM146 230H148V229H146ZM223 230V229H222ZM262 230V229H261ZM135 231V230H134ZM144 231V230H143ZM259 231V230H258ZM257 232V231H256ZM142 233V232H141ZM140 233V234H141ZM147 233V232H146ZM249 233V232H248ZM251 233V232H250ZM254 233V232H253ZM259 233V232H258ZM230 234V233H229ZM227 235V234H226ZM126 236V235H125ZM143 236V235H142ZM234 236H236V235H234ZM215 237V236H214ZM228 237V236H227ZM231 237V236H230ZM142 240V239H141ZM173 240V239H172ZM238 240V239H237ZM123 241V240H122ZM136 241V240H135ZM263 241V240H262ZM261 241V242H262ZM118 243V242H117ZM125 243V242H124ZM212 243V242H211ZM215 243V242H214ZM223 243V242H222ZM127 244V243H126ZM130 244H132V241H131V243ZM172 244H173V242H172ZM144 245V244H143ZM175 245V244H174ZM210 245V244H209ZM208 245V246H209ZM227 245V244H226ZM246 245V244H245ZM126 246V245H125ZM129 246V245H128ZM141 246V245H140ZM148 246V245H147ZM247 246V245H246ZM253 246V245H252ZM261 246V245H260ZM216 247V246H215ZM144 248V247H143ZM223 248V247H222ZM226 248V247H225ZM231 248V247H230ZM256 248V247H255ZM123 249V248H122ZM133 249V248H132ZM135 249V248H134ZM216 249V248H215ZM246 249V248H245ZM130 250V249H129ZM107 251V250H106ZM121 251H123V250H121ZM125 251V250H124ZM242 251V250H241ZM253 251H255V250H253ZM114 252V251H113ZM144 252H145V250H144ZM214 252V251H213ZM235 252V251H234ZM169 253V252H168ZM172 253V252H171ZM253 253V252H252ZM53 254V253H52ZM215 254V253H214ZM242 254V253H241ZM248 254V253H247ZM134 255V254H133ZM140 255V254H139ZM145 255V254H144ZM147 255V254H146ZM207 255V254H206ZM230 255H231V253H230ZM256 255V254H255ZM259 255V254H258ZM119 256V255H118ZM140 256H142V255H140ZM228 256V255H227ZM260 256V255H259ZM131 257V256H130ZM164 257H165V254H164ZM205 257V256H204ZM207 257V256H206ZM247 257V256H246ZM250 257V256H249ZM248 257V258H249ZM147 258V257H146ZM167 258V257H166ZM216 258V257H215ZM223 258H225V257H223ZM229 258V257H228ZM239 258V257H238ZM245 258V257H244ZM251 258V257H250ZM254 258V257H253ZM163 259V258H162ZM219 259V258H218ZM231 259V258H230ZM243 259V258H242ZM264 259V258H263ZM75 260V259H74ZM125 260H126V258H125ZM146 260V259H145ZM173 260V259H172ZM240 260H241V258H240ZM73 261V260H72ZM115 261V260H114ZM177 261V260H176ZM235 261V260H234ZM61 262V261H60ZM87 262V261H86ZM122 262V261H121ZM180 262V261H179ZM228 262V261H227ZM246 262V261H245ZM251 262H254V261H251ZM250 262V263H251ZM95 263V262H94ZM134 263V262H133ZM209 263V262H208ZM110 264V263H109ZM121 264V263H120ZM155 264V263H154ZM179 264V263H178ZM245 264V263H244ZM257 264H259V263H257Z\"/></svg>", "mask_w": 264, "mask_h": 264}]
</instances>
